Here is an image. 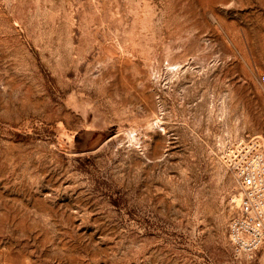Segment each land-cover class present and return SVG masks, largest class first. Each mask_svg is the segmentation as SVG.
<instances>
[{"label": "rangeland", "instance_id": "rangeland-1", "mask_svg": "<svg viewBox=\"0 0 264 264\" xmlns=\"http://www.w3.org/2000/svg\"><path fill=\"white\" fill-rule=\"evenodd\" d=\"M263 74L264 0H0V264H264L222 159Z\"/></svg>", "mask_w": 264, "mask_h": 264}, {"label": "built area", "instance_id": "built-area-1", "mask_svg": "<svg viewBox=\"0 0 264 264\" xmlns=\"http://www.w3.org/2000/svg\"><path fill=\"white\" fill-rule=\"evenodd\" d=\"M264 85V74L260 78ZM222 159L238 187L235 214L230 220L229 238L235 255L257 260L264 257V140H230Z\"/></svg>", "mask_w": 264, "mask_h": 264}]
</instances>
